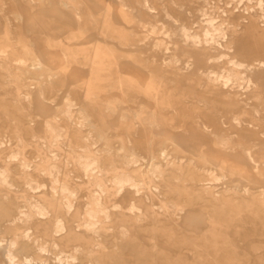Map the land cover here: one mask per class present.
<instances>
[{"label":"rangeland","instance_id":"obj_1","mask_svg":"<svg viewBox=\"0 0 264 264\" xmlns=\"http://www.w3.org/2000/svg\"><path fill=\"white\" fill-rule=\"evenodd\" d=\"M40 263L264 264V0H0V264Z\"/></svg>","mask_w":264,"mask_h":264},{"label":"bare ground","instance_id":"obj_2","mask_svg":"<svg viewBox=\"0 0 264 264\" xmlns=\"http://www.w3.org/2000/svg\"><path fill=\"white\" fill-rule=\"evenodd\" d=\"M113 59V58H112ZM93 129V128H92ZM152 129V128H151ZM68 135V134H67ZM151 149H152V147H151ZM147 150H148V148H147ZM75 170V169H74ZM217 181V180H216ZM27 187H29V186H27ZM106 187V186H105ZM29 188H31V187H29ZM213 188V187H212ZM107 190V189H106ZM148 190V189H147ZM150 191V190H149ZM151 193V192H150ZM152 194V193H151ZM41 197V196H40ZM150 197V196H149ZM42 198V197H41ZM40 199V198H39ZM44 199V198H43ZM48 200V199H47ZM43 201V200H42ZM45 201V200H44ZM48 203H50V201L48 202ZM110 203V202H109ZM49 205V204H48ZM51 208V207H50ZM49 208V209H50ZM120 208V207H119ZM52 209V208H51ZM119 210H121V209H119ZM33 211H35V210H33ZM37 211V210H36ZM64 211V210H63ZM35 214L37 213H40L39 211H37V212H34ZM43 213V212H42ZM22 215V214H21ZM39 215V214H38ZM17 219H19V218H17ZM99 220H101V218L100 219H98V221ZM11 223V222H10ZM17 223V222H16ZM81 223V222H80ZM83 223V222H82ZM85 223V222H84ZM26 225V224H25ZM28 225V224H27ZM159 226V225H158ZM98 229V228H97ZM109 230V229H108ZM111 230V229H110ZM57 231V230H56ZM98 231V230H97ZM28 232V231H27ZM30 232V231H29ZM28 232V233H29ZM94 232H96V230H94ZM155 234V233H154ZM24 235H26V233L24 234ZM23 235V236H24ZM29 236V235H28ZM21 237H22V235H21ZM25 237V236H24ZM32 238H33V236H32ZM18 239V238H17ZM21 240V239H20ZM28 240H31V238H29ZM32 241V240H31ZM91 246V245H90ZM13 247V246H12ZM11 247V248H12ZM92 247V246H91ZM14 248V247H13ZM154 248H155V246H154ZM83 250V249H82ZM88 250V249H87ZM76 252H77V250H75ZM90 251V250H89ZM82 252V251H81ZM40 254V253H39ZM76 254H78V253H76ZM90 254V253H89ZM36 255H37V253H36ZM18 256V255H17ZM45 256H47L46 254H45ZM34 257V256H33ZM35 260V259H34ZM94 261V260H93ZM34 263H36V262H34ZM41 264V263H40Z\"/></svg>","mask_w":264,"mask_h":264}]
</instances>
